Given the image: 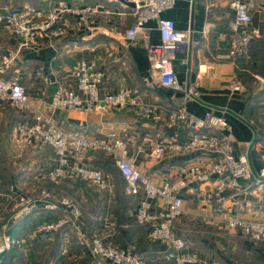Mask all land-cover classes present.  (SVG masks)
I'll list each match as a JSON object with an SVG mask.
<instances>
[{
    "label": "crops",
    "instance_id": "0c3cea01",
    "mask_svg": "<svg viewBox=\"0 0 264 264\" xmlns=\"http://www.w3.org/2000/svg\"><path fill=\"white\" fill-rule=\"evenodd\" d=\"M17 1H30L35 6L48 8L57 0ZM90 1L88 3L96 2ZM119 5L115 2L104 3L99 12L89 17L90 22L86 25L72 19L69 35L55 45L46 44L21 51L14 66L17 65L20 71L31 107L46 109L50 95L58 87H74L72 67L79 60L88 59L95 61L106 72L105 83L100 88L102 94L116 92L126 86L153 102L157 109L185 104L191 113L199 117L208 110L222 113L232 126L236 156L247 158L252 172L251 177L241 179V188L227 191L223 205L237 216L262 219L264 181L255 179L260 174L264 156V0H258L254 13L253 25L258 34L247 52L236 57L229 53L228 23L233 16L229 0H178L173 8L163 13L164 17L175 20L178 29L192 28L193 31L192 43L186 53L192 73L189 74L184 66H179L177 76L180 81H184L190 75L193 79L194 74L201 73V93L199 98H187L186 101L181 92L162 85L151 71L147 46L150 42L160 41L156 23L149 22L148 28L138 38L127 42L123 34L133 17L129 12L123 13L125 10ZM16 44L12 35L0 33L1 52L16 50ZM233 83L239 84L241 89H231L230 84ZM3 103H0V228L8 226L11 234L16 231L22 243L15 247L20 248L18 254L15 253V259L9 254L11 250L5 253L0 264H6L9 260L10 264H91L92 256L87 250L89 256L86 258V251L76 244L75 235L64 233L63 230L49 234L36 231L39 224L55 220L54 214L34 212L20 218L18 222L16 220L19 217L12 214L8 205L13 200L10 194L16 193L14 188L22 187L23 191L32 195L38 193L42 187L41 174L51 170L55 161L50 149L20 151L14 146L11 134L13 128L8 130L11 119L5 113ZM15 113L18 122L22 114L18 111ZM59 120L64 127L81 128L90 135L117 131L128 140L129 156L138 169L149 174L158 184L166 179L178 178L189 163L203 158L197 152H190L168 153L159 160L155 159L151 154L155 146L173 138L187 140L190 131L185 127L169 128L162 121L137 115L131 108L110 107L94 112L61 111ZM6 138H10L11 150L12 146L16 148L14 154L3 143L8 140ZM9 153L13 154L9 157L12 165L15 162L16 165L25 164L18 181L13 180L9 168L7 171L3 166L4 158ZM94 157L91 155L86 162L92 164ZM33 164L39 170L26 172L27 165ZM4 172L8 176V183L4 181ZM106 177L113 190L111 177L107 174ZM194 185L198 187L196 192L183 190L185 212L175 222L177 234L188 242L186 251L197 253L205 264L213 260L219 264H264V244H254L245 239L238 230L228 226L221 214H212L211 205L202 200V196L214 188L215 181L197 182ZM112 190H97L102 211L91 227L110 241L116 238L120 245L135 242L137 251L144 254L148 264H165L162 258L164 245L149 237L146 225L139 222L130 224L115 216ZM134 208L131 209L132 213ZM154 209L161 210L157 200ZM9 213L12 218L8 216ZM31 221L36 222L33 232L29 231Z\"/></svg>",
    "mask_w": 264,
    "mask_h": 264
},
{
    "label": "built area",
    "instance_id": "2783aa9c",
    "mask_svg": "<svg viewBox=\"0 0 264 264\" xmlns=\"http://www.w3.org/2000/svg\"><path fill=\"white\" fill-rule=\"evenodd\" d=\"M88 1L57 0L48 8H41L30 1L0 0V33L12 35L17 43L16 50L0 51V103H8L22 114L12 133L14 146L20 151L33 148L52 151L55 163L51 170L41 174L44 181L80 179L100 192L111 191V184L103 168L95 167L86 160L91 155L105 154L123 176L128 193L137 198L133 211L135 218L148 227L152 240L164 245L162 258L165 264H205L197 253L186 251L187 240L175 230L176 220L185 212L183 190L196 192L198 187L194 184L197 182L215 181L214 188L202 196V200L211 205L212 214H221L228 226L238 230L245 239L254 244H264V217H240L223 205L227 191L241 188V179L252 176L250 161L235 154L232 126L224 114L208 110L199 117L191 113L185 104L157 109L153 102L126 86L116 92L102 94L100 88L105 83L106 72L95 61L88 59H81L72 67L74 87H58L50 95L46 109L31 107L20 71L17 65L14 66L21 51L46 44L55 45L69 35L72 19L86 25L90 22L89 17L99 12L106 2L120 4L119 7L125 10L123 13L132 15L133 19L128 22L123 34L127 42L138 38L148 28L149 22L156 23L160 41L150 42L147 46L153 75L162 85L181 92L184 101L199 98L201 73L194 74L193 79L190 75L184 81L177 76L179 66L192 73L186 57L192 43V28L178 29L174 19L163 15L178 0ZM257 2L229 0L233 11L228 23L229 53L233 57L245 54L258 34L253 25ZM230 88L240 90L241 86L233 83ZM110 107L131 108L137 115L162 121L169 128L185 127L190 131L187 140L173 138L155 146L151 153L155 159L159 160L168 153L190 152H197L203 158L189 163L178 178L166 179L158 184L153 177L138 169L129 156L128 140L117 131L90 135L81 128L64 127L59 120L61 111L94 112ZM255 180L264 181V156L260 174ZM11 196L18 207L14 210L15 217L39 211L54 214L55 220L39 224L36 231L49 234L63 230L68 234L72 230L78 243L92 256L91 264H148L144 254L137 251L134 244L119 246L105 240L98 231L88 232L80 204L68 195L43 187L35 196L26 191ZM155 200L160 203L161 210L154 209ZM21 243L20 238L10 233L8 226L0 228V261L5 253ZM209 264L219 263L213 260Z\"/></svg>",
    "mask_w": 264,
    "mask_h": 264
},
{
    "label": "rangeland",
    "instance_id": "374dc122",
    "mask_svg": "<svg viewBox=\"0 0 264 264\" xmlns=\"http://www.w3.org/2000/svg\"><path fill=\"white\" fill-rule=\"evenodd\" d=\"M3 105H4L3 106L4 110H6L5 113H7L9 118L11 119V124L9 125L8 130L10 131L13 128L12 132H11V134H12L13 130H14L13 124L15 122H17V120H18L16 113H15L16 111L14 109H12L11 106L6 102H4ZM7 114L4 116H7ZM6 139H8V140L6 142L4 141L3 143L7 144L8 148H9L11 146L10 145L11 142L9 143L10 138H6ZM12 147H13V150H11V147H10V151H11V153L13 152V154H14L16 152V148L14 146H12ZM11 153H9L10 155L7 158H4L3 166L6 168V170L9 168V172L12 174L13 180L18 181V177L20 178L22 176V172H23L22 168L24 167L25 164L22 162L21 164L16 165V162H15V165H12L10 162V158H9L10 156L13 155ZM92 165L95 167L103 168L105 173L107 175H109V177H111L110 181L112 182L113 187H114L113 192H112V196L115 199V205H114V209H113L115 216L119 220H122V221L126 220L130 224L131 223L135 224V222L138 223V220L135 218L134 213L131 212V209H133L137 204V199L128 193L126 183L123 182V180L121 179L119 171H118L115 163L112 162L105 154L100 153V154H97L93 158ZM29 166H31V167L29 168ZM38 168L39 167L36 164L27 165L25 171L26 172H32L35 170L38 171L39 170ZM7 171H5V172H7ZM5 172L3 173L4 181L6 183H8V176ZM41 184H42L41 188L45 187V188L52 190L56 193H59L62 195H68L71 198H73L75 201H77L81 206L83 221L85 222L84 224H85L88 232H90V233L95 232V230L93 229L94 227H91V226H93L95 224V222H96V220H97V218H98V216L102 210L100 207L101 199L98 197L99 192L93 186L89 185L86 182H82L80 179H67V178L59 180L58 182H54V181H50V180H47V181L42 180ZM14 190H16L17 193L18 192L21 193L23 191L22 187L20 189L14 188ZM17 193L12 192L11 194L16 195ZM38 193H33V195L30 193L29 194L32 196H35ZM9 194H10V192H9ZM11 194H10V196H11ZM16 204H17L16 200H10L9 201L8 206L10 207V209H12V214L14 213V210L18 208ZM6 205H7V203H6ZM128 210H130V212ZM12 214L9 213L8 216H11ZM25 216L26 215L18 216L19 219L16 221L18 222L19 220H21L20 218H24ZM11 218H12V216H11ZM13 221H15V220H13ZM32 222L33 221H31V226L29 228L30 232H33L36 229V226H33L36 222L35 221H34L35 223H32ZM120 223H124V222L120 221ZM12 230H13V226H12ZM64 233H66V232H64ZM12 234H14V236L17 237L18 233L16 231H14ZM70 234L74 235L72 230H71ZM102 237L105 238L104 236H102ZM105 240L110 241L111 239L105 238ZM112 241L119 246H123V245H120V243L117 241L116 238ZM77 243H78V241H76V244ZM77 245L78 246L80 245V249L83 248L80 243H78ZM134 245L136 247L135 242H134ZM19 249L20 248L17 247V248H15V250H12L9 254L13 255V258L15 259V256L17 257V255H15V253L18 254L17 252ZM84 250L86 251L85 256H86V258H88L89 254H88L87 250L83 248V251ZM17 259L18 258H16V260Z\"/></svg>",
    "mask_w": 264,
    "mask_h": 264
},
{
    "label": "trees",
    "instance_id": "16d2710c",
    "mask_svg": "<svg viewBox=\"0 0 264 264\" xmlns=\"http://www.w3.org/2000/svg\"><path fill=\"white\" fill-rule=\"evenodd\" d=\"M119 174H120V172H119ZM120 177H121V179L123 180V182H125V180H124V178H123V176L120 174ZM126 183V182H125ZM6 264H10V260L9 261H7V263Z\"/></svg>",
    "mask_w": 264,
    "mask_h": 264
}]
</instances>
